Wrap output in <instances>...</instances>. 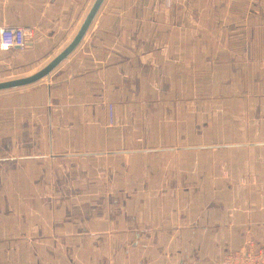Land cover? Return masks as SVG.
<instances>
[{"label":"crops","instance_id":"0c3cea01","mask_svg":"<svg viewBox=\"0 0 264 264\" xmlns=\"http://www.w3.org/2000/svg\"><path fill=\"white\" fill-rule=\"evenodd\" d=\"M95 0H0V82ZM113 122L109 121V107ZM264 249V0H104L48 77L0 92V264H221Z\"/></svg>","mask_w":264,"mask_h":264},{"label":"built area","instance_id":"2783aa9c","mask_svg":"<svg viewBox=\"0 0 264 264\" xmlns=\"http://www.w3.org/2000/svg\"><path fill=\"white\" fill-rule=\"evenodd\" d=\"M33 36L29 28L4 27L0 28V48L2 50L24 49L27 39ZM109 121L113 122V109L109 107ZM221 264H264V249L247 245L227 254Z\"/></svg>","mask_w":264,"mask_h":264},{"label":"water","instance_id":"95a60500","mask_svg":"<svg viewBox=\"0 0 264 264\" xmlns=\"http://www.w3.org/2000/svg\"><path fill=\"white\" fill-rule=\"evenodd\" d=\"M104 0H95L93 6L88 12L83 24L81 25L79 31L76 36L73 38L71 43L55 58L53 59L47 66L41 69L39 72L33 74L32 76L20 78L16 80H10L5 82H0V92L20 89L27 86H31L42 79L49 76V74L59 65L61 64L67 57L78 47V45L83 40L86 35L89 27L91 26L94 18L96 17L102 3Z\"/></svg>","mask_w":264,"mask_h":264}]
</instances>
